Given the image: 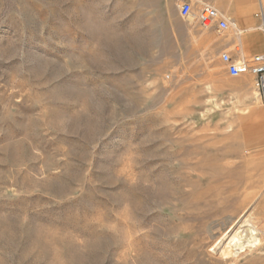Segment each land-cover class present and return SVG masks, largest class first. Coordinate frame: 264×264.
Segmentation results:
<instances>
[{
	"label": "rangeland",
	"instance_id": "obj_1",
	"mask_svg": "<svg viewBox=\"0 0 264 264\" xmlns=\"http://www.w3.org/2000/svg\"><path fill=\"white\" fill-rule=\"evenodd\" d=\"M179 2L0 0V264H264V101L219 57L258 0Z\"/></svg>",
	"mask_w": 264,
	"mask_h": 264
},
{
	"label": "built area",
	"instance_id": "obj_2",
	"mask_svg": "<svg viewBox=\"0 0 264 264\" xmlns=\"http://www.w3.org/2000/svg\"><path fill=\"white\" fill-rule=\"evenodd\" d=\"M258 3L261 19L259 29L264 34V3L263 0H258ZM177 7L178 14L182 19L194 22L202 28L225 31L230 24L237 28L235 23L221 9L212 4L203 3L199 7H195L193 0H180ZM236 46L238 43L234 45L235 52L232 54L228 50H222L219 54L226 73L233 77L251 73L255 78V86L259 96L264 101V52H257L245 57L240 54Z\"/></svg>",
	"mask_w": 264,
	"mask_h": 264
},
{
	"label": "crops",
	"instance_id": "obj_3",
	"mask_svg": "<svg viewBox=\"0 0 264 264\" xmlns=\"http://www.w3.org/2000/svg\"><path fill=\"white\" fill-rule=\"evenodd\" d=\"M212 1H229L231 2V8L234 11V14L237 16L238 20L240 23L246 24V23H251L253 18L255 17V14L252 13V7H253V0H212ZM259 5V3H258ZM261 19L259 16V23ZM235 24L236 22L233 21ZM260 25V24H259ZM209 29H214V28H209ZM251 31H248L245 33L241 38V45L242 44H249L253 41L254 39V33L252 31L253 27L250 28ZM246 29H241V33L245 32ZM230 47L227 46L226 49Z\"/></svg>",
	"mask_w": 264,
	"mask_h": 264
},
{
	"label": "bare ground",
	"instance_id": "obj_4",
	"mask_svg": "<svg viewBox=\"0 0 264 264\" xmlns=\"http://www.w3.org/2000/svg\"><path fill=\"white\" fill-rule=\"evenodd\" d=\"M237 32L239 34H241V29L238 28V27H237ZM257 92H258V90H257ZM258 96H259V92H258ZM259 111L261 112L260 109H259ZM248 230L249 231L245 235L246 237L244 239H241V235H239L236 231H234L232 233V235H230V238L228 239V241H229V243L232 244L233 247H236L235 248L236 250H244L246 247H250V246H253V245L255 246L259 242V237L257 235L256 227H254L253 225H250ZM231 248L232 247L230 246V249H228V251L229 250H231V251L234 250V249L232 250Z\"/></svg>",
	"mask_w": 264,
	"mask_h": 264
}]
</instances>
